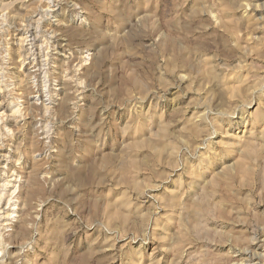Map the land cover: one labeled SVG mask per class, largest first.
I'll list each match as a JSON object with an SVG mask.
<instances>
[{"label": "rangeland", "instance_id": "374dc122", "mask_svg": "<svg viewBox=\"0 0 264 264\" xmlns=\"http://www.w3.org/2000/svg\"><path fill=\"white\" fill-rule=\"evenodd\" d=\"M0 19V154L24 206L0 264L260 258L264 0H0Z\"/></svg>", "mask_w": 264, "mask_h": 264}, {"label": "bare ground", "instance_id": "6f19581e", "mask_svg": "<svg viewBox=\"0 0 264 264\" xmlns=\"http://www.w3.org/2000/svg\"><path fill=\"white\" fill-rule=\"evenodd\" d=\"M55 2H56V0H55ZM52 4V3H51ZM45 5V4H44ZM10 6V5H9ZM55 6H57V5H55ZM70 7V6H69ZM48 8V7H47ZM46 9V8H45ZM51 10V9H50ZM54 12V11H53ZM50 13V12H49ZM49 15V14H48ZM48 15H46V16H48ZM44 16H45V14H44ZM39 18V17H38ZM2 19V18H1ZM0 19V20H1ZM39 21V20H38ZM40 22V21H39ZM29 30V29H28ZM31 32H33V31H31ZM48 33V32H47ZM45 34V33H44ZM46 35V34H45ZM31 36V35H30ZM47 36V35H46ZM32 38L30 39V37H29V40H28V37H20L19 39H17L18 40V42H19V45H18V48H17V51H15V52H19L21 49H23V47H25V46H30V48L31 47H34V46H36L37 45V38L35 37V36H31ZM50 38V37H49ZM48 38V39H49ZM52 38V37H51ZM50 38V39H51ZM54 38V37H53ZM43 39V38H42ZM12 40V39H11ZM52 40V39H51ZM48 43V42H47ZM53 43V42H52ZM50 44V43H49ZM55 44V43H54ZM55 47V46H54ZM48 48V47H47ZM32 49V48H31ZM36 49V48H35ZM34 49V50H35ZM24 50L25 51H27L28 52V49H25L24 48ZM23 50V51H24ZM40 50V49H39ZM24 51V52H25ZM42 51V50H41ZM57 51V50H56ZM5 52V51H4ZM21 52V51H20ZM19 52V53H20ZM31 52V51H30ZM41 53V52H40ZM39 53V54H40ZM58 53V52H57ZM4 54V53H3ZM24 54V53H23ZM27 54H29V53H27ZM17 55V57H19V60L17 59V68L19 69V70H21V69H25L26 68V63L24 62V60H22V58H21V56L19 55V54H16ZM33 55V54H32ZM36 55V54H35ZM43 55V54H42ZM37 56V55H36ZM24 57V56H23ZM87 57V56H86ZM21 58V59H20ZM49 58V57H48ZM3 59V58H2ZM25 59V58H24ZM28 59V58H27ZM31 59V58H30ZM45 59H47V58H45ZM52 59V58H51ZM34 60V62H32V67H36V65L38 64V62H35V59H32V61ZM48 60V59H47ZM55 60V59H54ZM36 61H39L38 59H36ZM77 61V60H76ZM52 62V61H51ZM3 63V62H2ZM30 63V62H29ZM85 63V62H84ZM25 65V66H24ZM29 65V64H28ZM78 65V64H77ZM15 66H16V64H15ZM24 66V67H23ZM38 66V65H37ZM6 67V66H5ZM4 70V69H3ZM41 70V69H40ZM1 72V71H0ZM20 72V71H19ZM22 72H23V70H22ZM33 72H34V70H33ZM71 72V71H70ZM76 72V71H75ZM4 73V72H3ZM2 73V74H3ZM38 74H40L39 72H37ZM44 74V73H43ZM72 74V73H71ZM34 75V74H33ZM35 76V75H34ZM71 76V75H70ZM3 77V76H2ZM36 77V76H35ZM75 78V77H74ZM226 78H228V77H226ZM241 78V77H240ZM3 79V78H2ZM36 80V79H35ZM240 82V81H239ZM36 83H38V82H36ZM224 84V83H223ZM239 85H242V83L240 84L239 83ZM1 86V85H0ZM16 86V85H15ZM18 87H15L13 90L15 91V93H14V96H15V99L17 100L18 98H21L22 97V95H23V92H22V90H21V87H20V85H17ZM48 86V85H47ZM226 86V85H225ZM248 86V85H247ZM6 87V86H5ZM236 87H238V86H236ZM241 87V86H240ZM46 88V87H45ZM48 88V87H47ZM46 88V89H47ZM262 88V87H261ZM1 89V88H0ZM7 89V88H6ZM231 89H232V87H231ZM231 89L229 88L228 89V91L229 92H231ZM5 90V89H4ZM12 90V91H13ZM48 91H49V89H47ZM238 90H239V88H238ZM246 90H247V88H246ZM1 91H3V90H1ZM47 91V93H49ZM232 91L234 92V90L232 89ZM45 92V91H44ZM44 92H43V94H44ZM59 92V91H58ZM236 92V91H235ZM29 93V92H28ZM80 93V92H79ZM30 94V93H29ZM42 94V93H41ZM50 94H52V93H50ZM230 94V93H229ZM233 94V93H232ZM38 96V94H34L33 93V95L31 96V97H29V99L30 100H33V101H36V100H38V98L39 97H37ZM45 96V95H44ZM50 96V95H49ZM4 97V96H3ZM56 97V96H55ZM53 98V97H52ZM12 99V98H11ZM28 99V100H29ZM14 100V99H13ZM48 100H50V98H48ZM43 101V100H42ZM50 102V101H49ZM11 104H13V103H11ZM23 104H27L28 106L29 105H31V104H35V102H33V103H30L29 101H27L26 103H23ZM23 104H18V103H16L15 105H14V115H18V117L19 118H21L22 120L24 119V117L26 116H24L23 115ZM36 105V104H35ZM48 105V104H47ZM0 106H1V104H0ZM258 108V107H257ZM255 109L254 111H253V114L254 115H252V117H253V119L254 120H256V118L258 117V115H260V112H261V110L260 109ZM13 109V108H12ZM41 109L45 112V113H48V112H50V107L48 106H46V105H42L41 106ZM3 112V111H2ZM43 112V113H44ZM252 114V113H251ZM251 114H250V116H251ZM13 115V112H12V116H14ZM4 117H6V116H4L2 113H0V124L1 123H4L5 122V119H4ZM15 117V116H14ZM243 117V116H242ZM8 118V117H7ZM251 118V117H250ZM18 119V118H17ZM20 119V120H21ZM26 119V118H25ZM216 119V118H215ZM252 119V120H253ZM26 121V120H25ZM7 122V121H6ZM255 123H256V121H254ZM257 122H258V120H257ZM6 124V123H5ZM3 125V129H6V127H5V125L4 124H2ZM46 128V127H45ZM39 130V129H38ZM45 130V129H44ZM43 130V131H44ZM10 131V130H9ZM9 133V132H8ZM42 133V132H41ZM44 133V132H43ZM47 133V132H46ZM10 135H11V133H10ZM264 136V135H263ZM1 137V136H0ZM255 137V136H254ZM253 137V135H249V136H244V135H242V136H239V137H237L236 135L234 136V135H232V136H230V138L233 140L232 141V143L231 144H229L231 147H240L239 149H241V150H249V149H251L255 144H257V140L255 139ZM2 138V137H1ZM260 138V137H259ZM1 143V142H0ZM3 143V142H2ZM261 143V142H260ZM0 145H3V144H0ZM0 147H2V146H0ZM9 150V149H8ZM8 155V154H7ZM40 155V154H39ZM6 158V153H5V155L4 154H0V159L1 160H3L4 162H0V164L2 165V163L4 164L3 166H1V168H2V170H0V171H2V172H4V174H3V177L4 178H2L1 180H0V182H1V184H0V225L1 226H4V227H6V226H10L11 224H12V222H13V218L15 217V215L14 214H16V213H19L18 211L19 210H21L24 206L23 205H21V203L22 202H20V200L18 199V197H15L16 199L15 200H13V195H14V193L18 190V192H20L19 190H21L20 189V186H19V184H17V176H16V174L15 175H12L11 174V172H12V169L10 168V163L8 162V161H10V160H8L7 161V159H5ZM21 159V158H20ZM0 160V161H1ZM12 160V159H11ZM15 160V159H14ZM18 160H19V157H18ZM17 162V161H16ZM11 164H13V162L11 163ZM13 166H15V165H13ZM19 171V170H18ZM13 172H17L16 170H14ZM193 172V171H192ZM11 174V175H10ZM6 177H5V176ZM18 175V174H17ZM21 177V176H20ZM19 178V177H18ZM20 179V178H19ZM190 185V184H189ZM185 195V194H184ZM23 206V207H22ZM14 215V216H13ZM18 215H16V217H17ZM1 229H3L2 227H0ZM6 229V228H5ZM4 229V230H5ZM1 231V230H0ZM0 238H2L1 236H0ZM260 242V241H259ZM247 246L243 249V248H241L242 250H240L239 248V250L238 251H236L235 253L237 254V256H239V255H241L242 257H243V259H241V261L240 262H242V263H232V264H255L256 262L255 261H260V262H263L264 263V253L263 254H261L260 255V258H258L257 257V259H252L253 257H255V255L256 256H258L257 254H254V253H252V250L254 249V248H256L257 246L255 245V242H247V244H246ZM234 251V250H233ZM261 251V250H260ZM262 251H264V249H262ZM257 252V251H256ZM259 253V252H258ZM254 262V263H253ZM258 263V262H257Z\"/></svg>", "mask_w": 264, "mask_h": 264}]
</instances>
